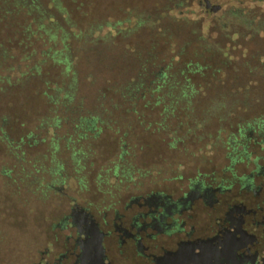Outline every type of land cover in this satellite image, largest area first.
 Instances as JSON below:
<instances>
[{"label":"rangeland","instance_id":"rangeland-1","mask_svg":"<svg viewBox=\"0 0 264 264\" xmlns=\"http://www.w3.org/2000/svg\"><path fill=\"white\" fill-rule=\"evenodd\" d=\"M170 1L37 0L39 11L54 18L52 24L58 29L47 33L54 34V40L38 29V17L10 7V0L3 6L7 11H0V264H31L37 252L61 249L67 230L55 225L69 213L71 200L97 212L126 191L161 187L167 179L205 172L211 165L221 168L227 163L223 156L229 134L264 115V42L262 33L248 36L262 28L264 0H208L218 7L213 13L195 1L179 0L180 8ZM227 8L249 12L252 23L246 26L222 19ZM171 16L187 23L171 43L199 39L200 47L214 54L220 51L218 56L231 62L218 75L219 80L227 76L232 81V89L222 92L221 99L210 96L202 114L164 119L167 130L177 120L189 121L184 127L190 133H176L174 139L182 140L170 148L173 136L157 130L162 119L154 109L116 121L95 139L77 141L64 133L63 126L53 135L48 126L59 112L40 95V84H23L20 74L45 58L42 52H64L59 43L62 32L68 35L63 45L72 46L73 35L79 40L113 37L115 30L131 28L139 18L144 22L139 34L145 39L148 27L165 25ZM40 23L49 24L47 20ZM133 40L127 38L129 47ZM170 49L166 54H175L177 49ZM186 56L191 57L189 52ZM62 72L61 65L47 62L39 78L65 82L69 74ZM4 78L11 84L19 81L9 87ZM195 81L201 93L209 86L198 77ZM258 146L250 143L253 148L248 151L259 154Z\"/></svg>","mask_w":264,"mask_h":264},{"label":"flooded vegetation","instance_id":"flooded-vegetation-1","mask_svg":"<svg viewBox=\"0 0 264 264\" xmlns=\"http://www.w3.org/2000/svg\"><path fill=\"white\" fill-rule=\"evenodd\" d=\"M223 14L252 23L240 8ZM226 142L221 168L126 191L97 212L71 200L55 225L65 243L31 264H264V115Z\"/></svg>","mask_w":264,"mask_h":264},{"label":"trees","instance_id":"trees-1","mask_svg":"<svg viewBox=\"0 0 264 264\" xmlns=\"http://www.w3.org/2000/svg\"><path fill=\"white\" fill-rule=\"evenodd\" d=\"M187 1H195L198 5L203 0ZM7 2L8 0H0V11L6 13L3 6ZM174 2L176 3L172 4L175 8L182 7L181 1ZM10 7L24 9L27 15L38 17V29L43 30L45 35L50 29H58L52 24L51 20L54 18L51 13L39 11L37 0H10ZM46 20L49 23L46 25L48 30L40 23ZM184 21L186 20L171 16L165 25L159 23L158 26L148 27L146 38L142 39L139 29L144 22L138 18L136 24L123 30L124 32L114 29L113 37L106 35L79 40L77 35H73L72 46L63 45L62 42L68 39V35L62 32L59 43L64 52L58 50L49 54L48 49V52H42L46 60L41 59L20 74V77H24L23 84H40L43 87L40 95L59 112L48 126L52 134L63 126L64 133L70 137L73 135L77 141L87 137L95 139L101 132L110 131L116 121L158 109L162 121L157 130L169 132L173 136L168 143L169 147L180 142V136L174 139V135L190 133L184 127L189 121L183 123L177 120L167 130L164 119L179 116L189 118L191 115L202 114L204 103L210 96L221 99L222 92L232 89V81L227 76L222 80L218 79L219 73L231 65V62L218 56L220 51L214 54L209 48L200 47L199 39H185L180 44L170 42L174 39L173 35L180 36L183 32V27L187 24ZM125 22L128 20L125 19ZM119 24L118 21L115 25ZM114 26L111 25L112 29ZM259 33H262V28L257 27L248 36L254 37ZM130 36L134 40L129 47L127 38ZM48 37L54 40L56 36L53 34ZM171 44L177 50L175 54L168 55L166 52ZM115 49L117 52H111ZM104 51H110V56L102 54ZM188 52L191 57L186 56ZM199 52L202 56H199ZM196 57L198 61L193 60ZM47 62L61 65L62 73L69 74L67 80H41L40 69ZM197 77L209 84L202 93L199 83L195 81ZM4 80L9 87H15L19 81L11 84L8 78ZM219 87L221 92L217 90ZM45 89L50 93L47 94ZM259 120H254L253 123Z\"/></svg>","mask_w":264,"mask_h":264},{"label":"water","instance_id":"water-1","mask_svg":"<svg viewBox=\"0 0 264 264\" xmlns=\"http://www.w3.org/2000/svg\"><path fill=\"white\" fill-rule=\"evenodd\" d=\"M203 6L206 12H216L218 7L215 5H211L208 0H203L202 2L198 3V6Z\"/></svg>","mask_w":264,"mask_h":264}]
</instances>
